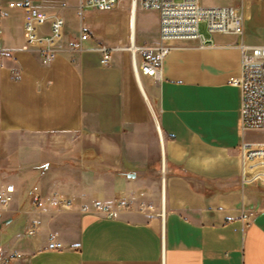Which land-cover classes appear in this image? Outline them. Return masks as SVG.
I'll return each mask as SVG.
<instances>
[{
  "label": "crops",
  "instance_id": "0c3cea01",
  "mask_svg": "<svg viewBox=\"0 0 264 264\" xmlns=\"http://www.w3.org/2000/svg\"><path fill=\"white\" fill-rule=\"evenodd\" d=\"M9 1L0 0V190L13 183L15 195L0 245L21 253L10 264H264V180L245 174L240 150L264 130H242L241 90L231 82L241 74V36L214 33L205 46L178 40L162 78L139 81L126 52L112 48L103 65L101 46L84 45L93 19L83 0H31L64 18L49 64L23 49L25 13ZM247 5L250 21L254 2ZM155 27L137 38L135 29V41L158 38L157 11ZM49 31L46 22L40 33ZM152 170L155 186L140 184ZM52 192L72 205L57 211ZM123 197L135 204L116 216L95 207ZM51 238L65 246L49 248Z\"/></svg>",
  "mask_w": 264,
  "mask_h": 264
},
{
  "label": "built area",
  "instance_id": "2783aa9c",
  "mask_svg": "<svg viewBox=\"0 0 264 264\" xmlns=\"http://www.w3.org/2000/svg\"><path fill=\"white\" fill-rule=\"evenodd\" d=\"M120 0H83L81 7L88 6L102 11L116 8ZM243 1L238 4H222L208 6L201 0H139L143 8L155 9L158 12V38L151 43L138 44L130 41L129 48L136 77L147 75L160 80L163 74L164 60L175 47L178 40H196L199 46L212 42L214 33H232L241 36L242 50L241 74L231 79V82L241 90V128L243 131L264 130V44H250L245 42ZM137 2V0H136ZM8 5L20 8L25 13L24 29L26 32L23 49H37L43 64L51 63L60 50L63 35L64 18L58 13L42 12L31 0H10ZM135 1L132 0V9ZM46 22L50 23V31L40 33V28ZM204 28L202 29V25ZM89 33L84 29L81 40L87 39ZM101 63L109 65L111 62V47L102 45ZM244 172L252 179L264 180V137L244 141L241 146ZM32 200L36 205L42 204V194L39 185L31 188ZM15 185L7 183L0 190V224L10 210L14 200ZM48 201L57 211L69 208L73 200L56 192L49 195ZM121 204H96L97 210H103L110 216L118 214ZM123 205V204H122ZM121 205V206H122ZM84 209L88 206L84 205ZM39 228L34 221L28 231L35 233ZM49 248L59 249L65 245L61 240L51 238ZM19 252H7L0 245V264H10Z\"/></svg>",
  "mask_w": 264,
  "mask_h": 264
},
{
  "label": "rangeland",
  "instance_id": "374dc122",
  "mask_svg": "<svg viewBox=\"0 0 264 264\" xmlns=\"http://www.w3.org/2000/svg\"><path fill=\"white\" fill-rule=\"evenodd\" d=\"M120 1L116 8L109 10V11H102V10H98L92 7H87L85 9V11L88 13V16L93 19V27L91 28L88 27L89 29H87V31L89 30L91 38H89L88 40H85L84 45L94 46L95 44H98L99 46L106 45L111 48L118 47L119 50H117L115 53L121 54L122 51H124L128 54L130 58L131 52L126 47L130 45V36H131L130 10H131L132 0H120ZM201 1L202 3L210 1L218 5L238 4L241 2V0H201ZM251 1L254 2V5H253V15L254 16L249 21V18L248 20L246 18L247 14H249V8H250L247 5V3ZM125 6H127L126 10H125ZM137 6H138V9L136 11V21H137L136 38H137V35L138 36L140 35L148 36L152 32V30L156 28L155 27L156 10L149 9V8H142L139 4V0H137ZM243 8H244V19L246 18V25H247L246 30H245L247 42L255 43V44H264V0H244ZM125 11H127V13H130L128 22L125 21V15H126ZM201 25L203 29L204 24L202 23ZM123 29H125V31H124V35L122 36V38L119 39L118 37H115L116 35L120 36ZM121 47L123 48L121 49ZM90 54H92L94 58L97 56V54L94 52H91ZM99 68L102 71V67L99 66ZM153 108H154V111L156 112V106L154 103H153ZM14 139L15 140L18 139L17 134L9 138L10 141H8L7 144L10 149L17 145L16 142H13ZM69 146H73V144L69 143ZM101 161L104 163L103 164L104 168H108L107 161L109 160H107V158L105 157L104 158L102 157ZM152 171L153 172L151 174L144 176V179H146L145 181H148V182H140V184L148 183L150 185L155 186L158 175L154 172V170ZM2 178L3 176H0V179ZM116 203L121 204V205L123 204L122 206L120 205L117 208L118 212L121 207H130L132 206V204H135L133 199L132 198L129 199V197L127 199L125 197H123L122 199H118ZM0 243L1 244L6 243V239H3V238L0 239Z\"/></svg>",
  "mask_w": 264,
  "mask_h": 264
},
{
  "label": "bare ground",
  "instance_id": "6f19581e",
  "mask_svg": "<svg viewBox=\"0 0 264 264\" xmlns=\"http://www.w3.org/2000/svg\"><path fill=\"white\" fill-rule=\"evenodd\" d=\"M135 1V4H136V0ZM131 24H132V28H131V37H130V41H135V38H134V32H135V29H136V16H135V11H132V14H131ZM127 49L129 48H134L133 47H126ZM139 81H140V77L137 78Z\"/></svg>",
  "mask_w": 264,
  "mask_h": 264
},
{
  "label": "water",
  "instance_id": "95a60500",
  "mask_svg": "<svg viewBox=\"0 0 264 264\" xmlns=\"http://www.w3.org/2000/svg\"><path fill=\"white\" fill-rule=\"evenodd\" d=\"M131 175H134V174H131Z\"/></svg>",
  "mask_w": 264,
  "mask_h": 264
}]
</instances>
